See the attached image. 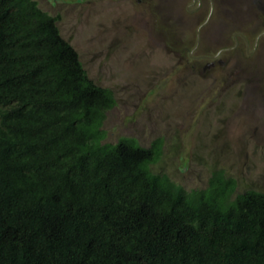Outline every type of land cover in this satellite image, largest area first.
<instances>
[{"label": "trees", "instance_id": "1", "mask_svg": "<svg viewBox=\"0 0 264 264\" xmlns=\"http://www.w3.org/2000/svg\"><path fill=\"white\" fill-rule=\"evenodd\" d=\"M112 90L37 0H0V264H264V192L187 189L158 136L105 140Z\"/></svg>", "mask_w": 264, "mask_h": 264}, {"label": "rangeland", "instance_id": "2", "mask_svg": "<svg viewBox=\"0 0 264 264\" xmlns=\"http://www.w3.org/2000/svg\"><path fill=\"white\" fill-rule=\"evenodd\" d=\"M37 2L114 94L106 141L160 136L155 168L185 188L217 167L264 192V0Z\"/></svg>", "mask_w": 264, "mask_h": 264}, {"label": "flooded vegetation", "instance_id": "3", "mask_svg": "<svg viewBox=\"0 0 264 264\" xmlns=\"http://www.w3.org/2000/svg\"><path fill=\"white\" fill-rule=\"evenodd\" d=\"M218 54V52H216V54L215 55H213V58L212 59H214L215 58V56ZM212 62L214 61V60H211ZM210 61V62H211Z\"/></svg>", "mask_w": 264, "mask_h": 264}, {"label": "water", "instance_id": "4", "mask_svg": "<svg viewBox=\"0 0 264 264\" xmlns=\"http://www.w3.org/2000/svg\"><path fill=\"white\" fill-rule=\"evenodd\" d=\"M197 33H198V29H197ZM210 63H213V62H208V64H210Z\"/></svg>", "mask_w": 264, "mask_h": 264}]
</instances>
